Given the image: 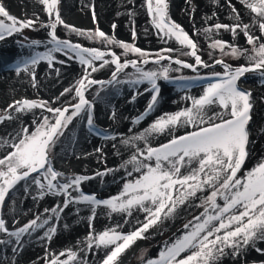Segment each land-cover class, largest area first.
<instances>
[{
  "label": "snow or ice",
  "instance_id": "6c2138e0",
  "mask_svg": "<svg viewBox=\"0 0 264 264\" xmlns=\"http://www.w3.org/2000/svg\"><path fill=\"white\" fill-rule=\"evenodd\" d=\"M36 2L46 14V21H41L38 13L20 19L0 6V41L22 34L24 29L36 30L37 25L46 32L44 40L25 38L27 43H21L20 47L28 48L32 54L19 58L11 69L18 75L21 72L29 75L31 86L38 89L36 66L44 61L48 69L59 76L60 69L55 64L65 63L55 55L59 53L79 63L82 74L58 95L48 100L14 99L0 115V124L7 120L20 121L15 134L7 132L0 136V208L21 182L24 194L32 195L34 203L46 196L61 198V203L45 208L43 213H36L22 224L19 216L23 209L15 207V200L8 206L12 226L0 216V245L11 247L10 264H17L24 237L38 234L41 243L50 245L58 227L52 221H60L65 209L74 210L78 216L82 206L90 213L87 235L78 239L74 248L59 253H49L46 247L44 264H90L88 255L95 257L100 252H103L100 264H123L122 254L138 239H148L149 229L159 232L166 221L178 218L186 221L182 229L163 242L157 256L144 258L142 251L141 264H224L225 259L230 264H264V157L250 168L243 167L252 155L249 145L255 143L251 139L254 101L251 90L240 83L246 73H252L264 84V0H238L240 8L232 0H226L232 23H221L217 19L209 24L208 20L217 16L215 11L212 16L205 15L204 26L199 29L193 21V35H203L209 42L211 63L202 59L198 43L170 17L169 0H143L142 6L158 38L165 44L174 41L178 46L161 48L154 53L135 45L134 23L132 42H126L99 28L80 29L66 24L60 12L62 0ZM217 2L212 0L214 4ZM191 11L195 12L194 6ZM128 15L131 18L134 12L129 11ZM92 19L96 21L94 10ZM60 25L69 36L75 34L101 43L103 50L59 37ZM112 28L115 30L116 25ZM221 29L230 32L233 41L242 33L249 47L215 38ZM41 46L44 50L37 51ZM113 48L122 51L118 55ZM216 50L219 57L214 55ZM129 54L134 58H129ZM224 56L243 58L245 63L233 67L224 61ZM150 61L153 66L145 68ZM105 65L109 66L111 78H92L91 74ZM216 65L223 71H215ZM129 67L132 71H125ZM201 69L208 71L202 75ZM184 70H190L193 75H185ZM173 72L177 75H170ZM122 74L124 79H121ZM161 80L180 91L186 92L194 86L202 91L199 95L186 94L182 97L187 102L183 108L162 113L141 131L133 133L129 128L131 135H109L97 129L95 103L101 99L100 90L90 101L85 95L88 88L97 84L101 89L120 83L147 84L145 91L150 93V98L144 110L131 121L132 125H137L160 103L158 81ZM37 109L41 111L37 113ZM28 113L32 120L25 124L23 116ZM109 118L115 119V111ZM76 121H86L87 131L104 139L116 141L119 135V143L129 151L128 158L119 165L126 178L117 194L101 199L95 193H84L81 185L118 169L105 168L93 176L56 170L55 149L62 143L69 125ZM181 130L182 134H177ZM156 136L166 139L154 145L152 139ZM95 151L99 153L102 149ZM98 209H103L110 220L113 214L119 215L120 220L97 231L93 220ZM181 213L186 215L182 217ZM187 214H191V219ZM133 219L137 226L124 232L123 228ZM253 251L260 259H248ZM0 264H8V261H0Z\"/></svg>",
  "mask_w": 264,
  "mask_h": 264
},
{
  "label": "rangeland",
  "instance_id": "374dc122",
  "mask_svg": "<svg viewBox=\"0 0 264 264\" xmlns=\"http://www.w3.org/2000/svg\"><path fill=\"white\" fill-rule=\"evenodd\" d=\"M12 1L9 3L10 7L16 10V12H11L10 9H8L1 0L0 6H4L11 15H14L20 19L32 17L35 13H38L41 21L47 20L46 14L41 11V6L36 2V0H18L29 1L30 3H32L31 10L28 8V6H26V4ZM232 3L237 8L241 7L238 3V0H232ZM142 4L143 0H62L60 4V12L61 18L66 24L75 26L80 29L95 30L96 28H99L106 34L115 35L117 39L126 42H132L131 28L133 27L134 23V27L137 32V38L134 41L135 45L137 47H140L141 49L148 50L149 52L154 53L155 51L165 47H178L174 41H169L167 44H165L160 38H158L156 30L153 29L149 21L146 8L143 7ZM193 6L195 7L194 13H192L191 11ZM93 10L96 16L95 22H93L92 19ZM65 11H69L71 14H75L76 18L69 14L65 15ZM100 11L103 14V16L101 17L99 15ZM129 11L134 12V15L131 18L128 15ZM213 11L217 13V16H213L211 20H208L209 24L217 22V19L221 23H232V20H230L228 16L226 0H218V2L215 4L212 3V0H191V3H186V0H169L170 17L175 22L181 24L184 29L190 34V36H192V38L198 43V46L201 50L200 54L202 55V59H204L208 63H211L208 55V52L210 51V49L208 48L209 42L204 39L203 35H193V21L195 23V27L199 29L204 26L205 15L212 16ZM66 16H71V21H68L66 19ZM244 19L245 22H247L248 16L245 15ZM113 24L116 25L115 30H113L112 28ZM57 35L61 38H70L73 42L82 43V45L85 47H97L101 48L102 50L104 48V46L99 42L88 41L86 39H83L82 37H77L75 34H71L69 36L67 30L63 27V25L58 26ZM26 37L29 40H44L46 37V32L44 29L39 28V25H37L36 30L24 29L22 30V34H14L13 36L6 37L4 41H0V50L5 46L6 49L9 50L8 54L0 57V67H4L8 72L13 73L15 71L11 69V66L13 63H15L13 62V60L16 55H21L20 57H24L32 54L31 50H29L28 48L20 47L21 43H27L25 39ZM215 38L234 42L242 47H249L242 33L236 38L235 41H233L231 33L225 32L223 29H221L220 35L216 36ZM36 50L43 51L44 49L41 46ZM112 50L118 55L122 51L119 48H113ZM55 55L57 56L58 60H65L64 64H55V67L60 69L61 74L57 76L55 71L48 69L46 62L41 61L36 66L38 89H34L31 86L29 82L30 76L23 72H21L19 75L8 74L0 78V115L3 114L2 110L6 107V105L12 102L14 99H19L22 97H39L48 100L54 95H58L63 87H67L70 84H73L80 77L82 72L79 63H77L75 60H68L67 57L62 56L59 53ZM171 55L175 56L178 55V53H171ZM214 55L216 57H219V51L216 50ZM129 58L134 57L129 54ZM181 58L189 60L191 59L189 57ZM121 59H123V57H121ZM223 59L226 63L232 65L233 67L245 63V60L243 58H231L229 56H224ZM162 63H167V61H163ZM75 65H77L76 71L73 70ZM152 66L153 65L150 61L149 64L145 66V68H151ZM214 70L219 72L223 71L220 65H216ZM125 71L130 72L132 71V69L131 67H129ZM200 71L203 75L208 70L201 69ZM184 74L193 75L190 70H184ZM91 75L92 78L97 80H108L111 78V71L109 69V66L105 65L104 68L99 69L97 72L92 73ZM170 75L175 76L177 75V73L173 72ZM121 79H124L123 74L121 75ZM240 83L242 84V86L251 90L254 101V111L252 113L253 121L251 122V139L255 141V143L249 145L252 155L246 160V163L243 166L245 169H247L252 167L259 158L264 157V152L259 153V151L256 153L257 156H254V152L257 148L255 137L257 136L256 134H258L261 124L264 122V84L261 83V80L257 75L252 73H246L245 76L241 78ZM158 84L161 89L160 95H162L160 101L163 102V99L171 98L177 103L181 102L182 105L175 111L183 108L186 105L187 102L182 99V97H184L186 94L199 95L202 91V88L198 86H194L186 92L180 91L163 80L158 81ZM148 87L149 86L147 84L131 85L128 83H120L114 84L112 86L105 85L103 89H101V86L98 84L92 85L90 88H88L87 92L85 93L86 98L91 101L96 95L97 90H100V100H103L104 102L101 105L103 106L104 113L99 117L97 116L98 100L95 103V123L97 129L103 130L109 133V135H111L112 133H117V131L111 130L110 127L113 125L116 127V120L121 121L124 126H127L129 128L136 127V125H132L131 121L134 117L138 116L144 110L147 101L150 98V93L148 91H145V89ZM137 93H139V95H137ZM164 93H166V95ZM133 96H135L134 101L132 100ZM141 98L143 99L140 101V103L138 101V104H134L135 101ZM161 107L162 105L158 104L157 108L151 114H149L143 121L137 124L140 130L147 127V125L154 119H156V117L160 116L159 110L161 109ZM35 111L39 113L41 110L37 109ZM113 111H115V119H110L109 117L112 115ZM121 114H124L123 117H121ZM48 115L51 114L49 113ZM256 115L259 116V120L256 119ZM31 120V113L25 114L23 116V122L25 124H30ZM85 123L86 121H76L74 124L69 125V128L66 130L65 136L62 138V143H60L55 149L53 163L56 170L64 172L65 174L75 173L80 175L93 176L95 172L103 171L105 168L118 169L114 172L108 173L103 178L94 177L93 179L84 181L81 185V190L84 193H95L98 198H107L111 195L117 194L118 190L122 188L123 179L126 177L124 169L120 168L119 165L121 164L123 159L128 158L129 151L125 148V146L121 145L119 141H117L118 139H120L119 135H117L116 141H113L112 139H104L102 138V136H98L94 133H89L84 127ZM19 124L20 121L7 120L4 123L0 124V133L9 128L10 130H13V134H15V132L19 129ZM118 126L119 125L117 124V127ZM182 131L183 130H181V133L177 134H182ZM79 132H81V134H87V136H91L96 141H91V144L89 143L90 148L86 149V153H84L80 157L76 156L75 154L74 158V145L76 142V135ZM119 133H122L121 130H119ZM165 139L166 137L164 136H156L152 139V143L155 145L157 143L164 142ZM113 143H116V148H113ZM96 148H101L102 151L98 153L95 151ZM118 148H121L122 150L121 152L118 151L116 153ZM61 156L63 160L57 161V157L61 158ZM112 159L115 160L114 164H112ZM68 167L69 171L68 169H66ZM73 194L75 195V193ZM13 200H15V207L17 209H23V212L19 216V222L21 224L33 218L36 213H43L45 208H50L55 204L61 203V198L53 196H46L34 203L32 195L26 196L24 194L23 182H21L16 186V192L13 193L9 198H7L6 204L5 206H3L2 211L0 212V216H4L8 220L9 227L12 226V214L9 212L8 206L12 205ZM89 214L90 213L88 212V210L83 206L81 212L79 213V215L81 216H77L72 209H65L60 221H52V223L57 224L58 227L57 233L53 237L50 245L43 244L40 241L41 251L39 253V257H24L31 253V250H29L30 247L28 245L29 237H24V248L22 252H19L18 254L17 264H44L43 258L45 256L46 247L48 248L49 253H51L52 251L59 253L63 249L69 247L74 248L76 246V243L75 245H66L60 243V246H57L58 242L56 241L61 227L64 224L63 222L66 218H74V222H77L76 227L80 228L83 231L84 238L88 232L87 216ZM101 214H105V211L103 209H98L96 218L93 220L95 229L97 231H102L106 226H110L111 224L115 223L116 217H118L117 221L120 220L119 215L113 214V220H110L106 224V226L98 227L95 220ZM185 215V213H181L182 217ZM187 217L188 219H191V214H187ZM140 218L142 219V215ZM185 222V220L178 218L175 221H166L165 225L159 232H157L155 228L149 229L148 239H138L132 246H130L129 249L125 251L124 254H122L123 264H141L142 251L144 253V258L157 256L159 248L163 244V242L171 238L174 233H178V231L182 229V225ZM135 226L137 225L135 219H133L128 225L123 228V231L127 232ZM83 238H79V240H82ZM11 256V247L0 245V261H8V264H10L9 258H11ZM91 256V254L88 255L90 264H100L103 252H100L95 257ZM252 258L260 259V255L253 251L249 255L248 259ZM224 264H230V261L228 259H225ZM237 264H239V262H237Z\"/></svg>",
  "mask_w": 264,
  "mask_h": 264
},
{
  "label": "bare ground",
  "instance_id": "6f19581e",
  "mask_svg": "<svg viewBox=\"0 0 264 264\" xmlns=\"http://www.w3.org/2000/svg\"><path fill=\"white\" fill-rule=\"evenodd\" d=\"M3 3H4V5L8 8V9H10V11L11 12H16V10H14V9H12L11 7H10V2L12 1V0H1ZM12 2H17V3H21V4H26V6H28V8L31 10L32 8H31V5H32V3H30L29 1H18V0H13ZM103 8V7H102ZM102 8H101V10H102ZM35 9V8H34ZM65 15L66 14H69V15H71V16H73V17H75L76 18V15L75 14H71L69 11H65V13H64ZM99 15H100V17L101 16H103V14H102V12L100 11L99 12ZM71 16H66V19L68 20V21H71V19H72V17ZM85 20V19H84ZM8 52H9V50L8 49H6V46L3 48V49H1L0 50V57L1 56H5V54H8ZM21 55H16V57L14 58V60H13V62H16L19 58H21L20 57ZM73 70H77V65H75L74 66V69ZM64 71V70H63ZM64 73V72H63ZM8 74H11V75H17L15 72H13V73H10V72H8L4 67H0V78L2 77V76H6V75H8ZM61 74V73H60ZM165 95H166V93H164ZM161 97H162V95H160V99H161ZM143 98H141V99H138L137 101H135V103L134 104H138V101H139V103H140V101L142 100ZM163 99V98H162ZM98 104H97V116L99 117V116H102L103 115V106H101L104 102H103V100H98V102H97ZM160 105H162V107H161V109L159 110V113H160V115L162 114V113H165V112H173V111H175L176 109H178L182 104H181V102H179V103H177V102H175V101H173L171 98H166V99H163V102L162 101H160V103H159ZM122 113H124V112H122ZM127 113V112H126ZM123 115L124 114H121V117H123ZM256 119L257 120H259V116L258 115H256ZM118 120H116V127L113 125V126H110L111 127V130H115V131H117V133H119V130H121V132L123 133V134H125V135H131L132 133H130L129 132V127H127V126H124L123 124H122V122L121 121H118ZM253 121V120H252ZM264 121V120H263ZM262 121V122H263ZM120 122H121V124H120ZM117 124L119 125L118 127H117ZM124 126V127H123ZM132 129V132L134 133V132H139V131H141L140 129H139V127H138V125H136V127H134V128H131ZM7 132H14L13 130H10L9 128H7V130H5V131H3L2 133H0V136H2V135H4L5 133H7ZM257 136L255 137V140H256V145H257V148H256V150H255V152H254V156H257V152L259 151V153L260 152H264V122L261 124V127H260V129H259V131H258V134H256ZM120 139H118L117 141H119ZM89 141V142H88ZM91 141H96L94 138H92L91 136H87V134H81V132H79V133H77V135H76V142H75V145H74V158H75V154H76V156H82L84 153H86V149L87 148H90L89 146H90V144H91ZM90 143V144H89ZM121 148H118L117 149V151H116V153L119 151V152H121ZM115 153V154H116ZM113 157H114V155H113ZM63 158H66V157H63ZM61 160H63L62 159V156H61V158L60 157H57V161H61ZM252 160H253V158H252ZM114 161L115 160H113L112 159V164H114ZM70 164H71V162H70ZM66 169H68V171H69V167L68 168H66ZM74 170V169H73ZM70 173H71V171H70ZM82 215V214H81ZM81 215H79V216H81ZM115 217V216H114ZM74 218H66L65 220H64V224L62 225V227H61V230H60V232H59V235H58V238H57V241L56 242H58L57 243V246L59 245L60 246V243H62V244H66V245H68V244H72V245H75V243H76V241L79 239V238H83V231L80 229V228H78V227H76V225H77V222H74ZM113 220V219H112ZM118 220V217H116V219H115V221H117ZM110 221V219H109V217L108 216H106L105 214H101V215H99L98 216V218L95 220V222H97L96 224L98 225V227H100V226H106V224L108 223ZM104 222V223H103ZM65 224H67L68 225V227L67 228H65L64 227V225ZM40 234V233H39ZM37 235L38 234H33V236L31 237V238H29V240H28V245H29V247H30V249L29 250H31V253L29 254V255H27V256H24V257H39V253H40V251H41V249H40V240L39 239H37ZM65 235V236H64ZM92 257V256H91Z\"/></svg>",
  "mask_w": 264,
  "mask_h": 264
},
{
  "label": "water",
  "instance_id": "95a60500",
  "mask_svg": "<svg viewBox=\"0 0 264 264\" xmlns=\"http://www.w3.org/2000/svg\"><path fill=\"white\" fill-rule=\"evenodd\" d=\"M6 200H7V198H6Z\"/></svg>",
  "mask_w": 264,
  "mask_h": 264
}]
</instances>
